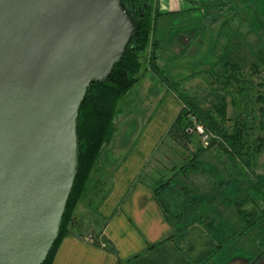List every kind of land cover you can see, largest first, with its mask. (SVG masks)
Masks as SVG:
<instances>
[{"label": "water", "instance_id": "1", "mask_svg": "<svg viewBox=\"0 0 264 264\" xmlns=\"http://www.w3.org/2000/svg\"><path fill=\"white\" fill-rule=\"evenodd\" d=\"M140 21L124 0H0V264H42L78 172L77 120Z\"/></svg>", "mask_w": 264, "mask_h": 264}, {"label": "rangeland", "instance_id": "2", "mask_svg": "<svg viewBox=\"0 0 264 264\" xmlns=\"http://www.w3.org/2000/svg\"><path fill=\"white\" fill-rule=\"evenodd\" d=\"M194 2L199 6L197 10L204 14V21L195 18L184 20V25H179L183 30L173 34L171 36L173 42L168 45H163L164 40L156 34V29L154 38L159 40L158 53L161 51L164 58L180 57L178 59L180 68H177V71L182 73L179 75H183L184 71L191 74L197 72V74L194 77L179 78L168 72L169 76L166 77L171 81L188 77L180 87L196 96L204 107L211 106L216 94L225 96L227 116L230 118L226 125L229 128L232 127L236 115L242 113L244 117L246 116L245 103L248 101L250 122L257 125L258 134L261 118L258 108L261 103L257 102L256 98L259 93L264 94V86H260V83L264 84V0H221L220 4H210L206 0H194ZM190 22L192 24H187ZM199 22L204 23L201 25ZM195 25L200 26L203 31L199 30L197 34L191 36ZM185 40L189 45H185ZM150 51L151 46L142 58L143 67L146 64L150 68ZM228 60L241 64V69L237 72L238 79L234 78L231 82L226 80V76L233 72L226 70L225 63ZM254 64L257 65V71L253 68ZM238 86L247 88V91L243 95L237 94ZM169 91L173 90L169 89ZM234 96L239 101L237 104L233 100ZM244 98L247 101L244 102L242 100ZM147 118V115H142L140 118L135 116L138 122L132 120L131 115L130 120L125 116L116 118V132L111 140V142L116 141V145L113 146L116 150L115 154L126 155L132 149L134 142L143 133L141 131L145 127ZM188 119L189 125L192 124L190 114ZM197 121L201 123L198 118ZM188 127L186 132L191 137L187 148L164 136L146 166L143 179L151 184L161 178L171 179L178 189L187 188L194 195L202 197L203 220L205 223L209 222L222 239L227 237L229 239L211 264H252L260 256L264 260V219L255 230L245 235L239 234L244 224L239 209L252 213L264 209V202L256 197L257 192L249 183V179L253 178L254 174H264V152L251 155V167L246 169V173L238 172L221 151L219 145L222 140L216 132L208 131L212 137L209 144L205 145L201 135L188 131ZM123 130L128 132L122 134ZM123 142H126L125 145H120ZM199 147H207L202 160L209 165L211 172L182 174L181 164ZM103 155H107V152H102L99 162ZM99 162L91 174L87 192L75 210L78 226L73 227V231L86 233L88 237L99 231L104 224L98 210L111 185V171L105 174L99 172ZM222 181L225 182L223 187L220 186Z\"/></svg>", "mask_w": 264, "mask_h": 264}, {"label": "trees", "instance_id": "3", "mask_svg": "<svg viewBox=\"0 0 264 264\" xmlns=\"http://www.w3.org/2000/svg\"><path fill=\"white\" fill-rule=\"evenodd\" d=\"M124 1L129 8L134 7L140 21L139 30L136 35L132 36L123 58L115 63L109 76L103 80H94L91 83L81 104L77 120L79 142L78 172L63 214L59 236L42 264H53L59 245L68 235H74L82 241L89 242L108 251H115L112 243L104 233L105 226L110 217L102 216L104 220L102 228L88 237L86 233L73 231V227L78 226L75 210L79 201L87 192L91 174L99 162L104 146L110 143L114 137L119 103L138 82L139 73L143 67L142 58L150 46V68L167 83L169 89L173 90L183 103L182 109L171 123L165 137L168 136L176 143L187 148L191 137L186 132V128L190 123L188 115L193 114L201 121L206 130L216 132L219 135L222 140L219 145L221 151L227 156L234 167L238 169V172L246 173V169L251 167V155L264 152V94L259 93L256 98L257 102L261 103L258 108L261 117L258 124V129L260 130L258 134L256 132L257 125L250 122L251 116L248 114L249 103L246 100L247 97L246 99H242L244 102L247 101L245 103L246 116L244 117L242 113L241 115H236L232 127L229 128L226 125V122L230 118L227 116V101L225 96L216 94L211 106L204 107L196 96L191 95L187 90L180 87L182 82L188 77L171 81L163 74L158 64L160 42L154 38L158 17L164 14L160 11L158 0ZM186 1L190 6L187 10L192 11L199 8L194 0ZM206 1L210 4H220L221 2V0ZM225 65L227 67L226 70L233 71L226 76V80L231 82L234 78L238 79L239 74L237 72L241 69V64L228 60ZM253 68L257 71L256 64L253 65ZM196 74L197 72H194L190 76L194 77ZM260 86H264L263 82L260 83ZM245 91H247V88L237 87V94L241 93L243 95ZM236 96L233 97V100L237 104L239 101ZM251 124L254 125L252 126ZM206 149L207 147H199L189 154V158L184 160L180 166L182 174L211 172L209 165L202 160V155ZM122 159L123 157L119 161ZM138 180H140L139 177ZM224 183L222 181L220 186L223 187ZM249 183H251L250 186L257 192L256 197L264 202V174H254L253 178L249 179ZM151 186L161 206L164 219L173 228V232L166 239H173L180 246L181 241L187 235L189 226L193 223H201L205 225L218 242L214 252L204 261L209 260L223 249L229 239L228 237L222 239L210 226V223H205L203 220L201 215L202 197L194 195L187 188L178 189L171 179H158ZM239 211L240 218L244 222L242 228L239 230V234L242 235L258 228L264 219V209L253 213L243 209H239ZM162 241L150 245L149 248L159 245Z\"/></svg>", "mask_w": 264, "mask_h": 264}, {"label": "crops", "instance_id": "4", "mask_svg": "<svg viewBox=\"0 0 264 264\" xmlns=\"http://www.w3.org/2000/svg\"><path fill=\"white\" fill-rule=\"evenodd\" d=\"M158 2L160 11L164 14L158 17L156 34L164 40L163 45L173 42L171 36L183 30L179 25H184V20L195 18L204 21L205 19L201 11L187 10L190 6L186 0H158ZM199 30L202 28L195 25L191 36L197 34ZM185 45H189L188 41ZM178 59L179 56L164 58L162 52H159L158 64L162 71L164 70L165 76H169L168 72L179 78L191 75V72L187 71L179 75L182 72L177 71V68H180ZM182 107L183 103L176 93L169 91L167 83L145 64L140 71L138 82L122 98L118 106L119 119L124 116L129 119L131 115L132 120L138 122L135 116L138 118L142 115L148 116L141 131L143 133L126 155L115 154L116 150L113 147L116 145L115 140L107 145L103 149L107 155L102 156L98 167L99 172L105 174L111 171L112 174L110 188L104 195L98 211L102 216L110 217L104 233L115 251H108L82 241L74 235H68L59 245L53 264H211L214 262L219 253L207 261L204 260L214 252L218 242L201 223H193L189 226L180 246L173 239H166L173 232V228L164 219L152 184L142 177L148 162ZM127 132L128 130H123L122 134ZM124 143L126 142L120 145L124 146ZM122 157L123 159L119 161ZM160 241L162 242L159 245L149 248L150 245ZM252 264H264L263 257L260 256Z\"/></svg>", "mask_w": 264, "mask_h": 264}, {"label": "built area", "instance_id": "5", "mask_svg": "<svg viewBox=\"0 0 264 264\" xmlns=\"http://www.w3.org/2000/svg\"><path fill=\"white\" fill-rule=\"evenodd\" d=\"M190 119L192 124L189 125L187 130L201 135L203 143L205 145L209 144L212 134H210L208 130H206L202 123H199L197 121V117L195 115L190 114Z\"/></svg>", "mask_w": 264, "mask_h": 264}]
</instances>
